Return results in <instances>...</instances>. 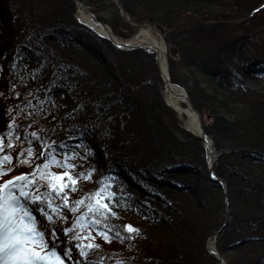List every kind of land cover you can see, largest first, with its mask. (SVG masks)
I'll list each match as a JSON object with an SVG mask.
<instances>
[{
    "label": "trees",
    "instance_id": "obj_1",
    "mask_svg": "<svg viewBox=\"0 0 264 264\" xmlns=\"http://www.w3.org/2000/svg\"><path fill=\"white\" fill-rule=\"evenodd\" d=\"M84 1L93 12L109 4ZM118 1L135 26L161 27L170 80L186 88L213 140V170L226 193L209 177L202 139L180 128L164 103L153 55L71 34V27H82L73 0H0V132L11 119L5 109L21 103L7 95L15 58L16 76L26 85L16 91H31L37 107L40 99L52 102L27 131L42 128L44 139L79 153L70 161L82 165L73 177L96 170L90 180L79 181L76 192L65 189L70 202L108 178L110 191L122 201L113 208L117 216L109 217L113 231L127 236V224L140 230L139 237L123 242H105L93 231L92 242L101 247L90 259L220 264L206 248L219 231L215 246L225 264H264V0ZM109 24L124 38L134 32ZM20 122L26 127L30 120ZM64 154L56 150L58 159ZM40 163L34 159L32 167ZM30 170L16 168L0 183ZM64 215L61 229L74 218Z\"/></svg>",
    "mask_w": 264,
    "mask_h": 264
},
{
    "label": "snow or ice",
    "instance_id": "obj_2",
    "mask_svg": "<svg viewBox=\"0 0 264 264\" xmlns=\"http://www.w3.org/2000/svg\"><path fill=\"white\" fill-rule=\"evenodd\" d=\"M15 68L14 58L10 73L14 82L7 95L21 103L5 109V116L11 119L5 131L0 132V177L21 166L31 170L0 183V264H103V257L90 259L101 247L92 242L95 239L93 231L105 242H111L113 238L123 242L139 237L140 230L127 224L123 226L127 236L113 231L109 217L117 216L113 208L119 207L122 201L110 191L108 178L97 181L99 187L95 192L70 202L65 189L76 192L79 181L90 180L96 170L92 168L73 177L72 171L82 165L70 161H75L79 153L65 142L57 144L55 140L44 139L42 128L27 131L38 124L44 106L52 102L47 98L40 99L37 107L33 104L36 97L31 91L26 96L16 91L26 85L22 77L16 76ZM3 96L5 93L0 92V97ZM21 117L30 120L26 127L20 122ZM57 149L64 151L63 159L57 158ZM34 159L43 163L32 167ZM52 167L64 171L57 174L51 171ZM81 208L85 211L76 215ZM65 211L72 213L74 218L71 227L61 229L59 223L68 219ZM115 264H126V260L116 259Z\"/></svg>",
    "mask_w": 264,
    "mask_h": 264
},
{
    "label": "bare ground",
    "instance_id": "obj_3",
    "mask_svg": "<svg viewBox=\"0 0 264 264\" xmlns=\"http://www.w3.org/2000/svg\"><path fill=\"white\" fill-rule=\"evenodd\" d=\"M77 16L81 21L89 25L97 34L105 35L106 29L92 22L87 14L79 10ZM93 38L94 36L91 35ZM111 39L122 46L128 45H143L147 48H152L157 52V58L160 69L163 73L166 71V46L162 37L154 31L150 26L139 27L131 36L123 38L110 32ZM164 101L172 107L179 117L180 124L192 133L198 134L199 118L192 110L190 105L183 100V95L186 90L182 87L173 84H167L162 87ZM183 102H185L183 104ZM209 142V139H208Z\"/></svg>",
    "mask_w": 264,
    "mask_h": 264
},
{
    "label": "water",
    "instance_id": "obj_4",
    "mask_svg": "<svg viewBox=\"0 0 264 264\" xmlns=\"http://www.w3.org/2000/svg\"><path fill=\"white\" fill-rule=\"evenodd\" d=\"M73 1L75 2L76 7L78 9H81L82 11H84L92 22H94L95 24H97V25H99L102 28H104V29L107 30L106 31L107 32L106 35H99L98 34L99 36H101L104 39L109 40L112 45H114L116 48H119V49L132 50V49H136V48H141V49H144L145 51H147L148 53H152L154 55V60H155V62L157 64L158 68L160 69V65H159L158 58H157V52L154 49L147 48V47H145L143 45H128V46H122L120 44H117L110 37V32L111 31H110V28L108 27V25L106 23H104L103 21L99 20L96 17V15L90 10V8L88 7V5L84 1H82V0H73ZM77 21H78V23H80L82 25H86L89 28H91L89 25H87L86 23H84L83 21H81L78 17H77ZM157 27L159 29H161L160 26H157ZM160 74L162 76V79H163L165 85H167V84L168 85L169 84H173V83L170 82V79H169V76H168V71H167V58H166V71H165V73H163L162 70L160 69ZM183 100L190 105V107L192 108V110L195 112V114L199 118V128H200V132L198 134H195V133H193V134H195V135H197V136H199V137L202 138L203 143H204V147H205V157H206V162H207V166H208V171H209L210 177H211L212 180H214V182H216V183H218L220 185V187L222 188L223 192L225 193L226 190H227V187H226L224 181L222 179H220V178H217L215 176L213 170H212V162H213L214 157H215L212 139L209 137L208 134L205 133V131H204L203 127H202V124H201L200 114L192 106L191 101H190V98H189V96H188L187 93H185L183 95ZM208 139H209V142H208ZM217 233H218V231H217ZM214 245H215V238H213L212 240H210L207 243L208 251L210 253L214 254L219 259V261H220L221 264H224V258L221 256V254H219L215 250Z\"/></svg>",
    "mask_w": 264,
    "mask_h": 264
},
{
    "label": "rangeland",
    "instance_id": "obj_5",
    "mask_svg": "<svg viewBox=\"0 0 264 264\" xmlns=\"http://www.w3.org/2000/svg\"><path fill=\"white\" fill-rule=\"evenodd\" d=\"M82 1H84V0H82ZM85 2V1H84ZM108 5H107V7L106 8H104V9H102V10H100V11H98V12H94L95 14H96V16L98 17V16H100L102 19H105V23L111 28V26H110V24H109V22H113V21H116V22H118V30L119 31H121V32H123V33H125V34H127L128 32H130V30H134V32L139 28L138 26H135L136 24L135 23H133V24H131V22H129L128 20H127V17L123 14V12H122V10L120 9V3H119V1L118 0H108ZM77 14H78V12H77ZM76 15V14H75ZM128 16V15H127ZM101 19V21H103ZM104 22V21H103ZM127 24H128V27H127ZM141 26H150V25H148V24H143V25H140V27ZM154 31H156L160 36H161V34H160V32L158 31V29L157 28H154V27H152V26H150ZM111 30H112V32L115 34V35H117V36H119V37H122V36H120V35H118V34H116L114 31H113V29L111 28ZM70 33L71 34H73V35H84V36H88V37H90L92 40H95V36H94V38L91 36V35H93V33L92 32H90V30H87V28H85V27H81V26H73V27H71L70 28ZM133 32V33H134ZM164 86V84H161L160 85V90H161V94H162V96H163V93H162V87ZM201 86H203V87H205V88H208L206 85H205V82L204 81H201ZM184 89L186 90V88L184 87ZM164 99V98H163ZM176 113V112H175ZM176 118H177V120H178V126H180V128H182V129H184V130H186L181 124H180V122H179V119H178V117H177V114H176ZM168 119L169 120H173V116L172 115H168ZM176 130V129H175ZM176 133L178 134V136L180 137V138H182L183 137V134L180 132V131H177L176 130ZM209 137H210V135H209ZM211 138V137H210ZM212 139V138H211ZM212 142H213V140H212ZM213 146H214V144H213ZM215 148V147H214ZM216 151V150H215ZM217 153V152H216ZM216 156H217V154H216ZM216 158V157H215ZM208 169V168H207ZM212 170H213V167H212ZM213 172H214V170H213ZM218 178H220V177H218ZM221 179V178H220ZM216 234V233H215ZM215 234L213 235V237L215 236ZM213 237L212 238H210L209 239V241L210 240H212L213 239ZM221 256L224 258V260L226 261V259H225V254H221Z\"/></svg>",
    "mask_w": 264,
    "mask_h": 264
}]
</instances>
